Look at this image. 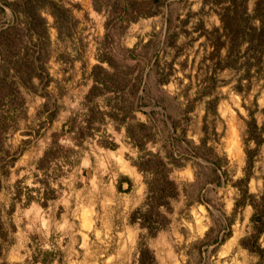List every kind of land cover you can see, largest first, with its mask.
<instances>
[{
    "label": "rangeland",
    "instance_id": "obj_1",
    "mask_svg": "<svg viewBox=\"0 0 264 264\" xmlns=\"http://www.w3.org/2000/svg\"><path fill=\"white\" fill-rule=\"evenodd\" d=\"M53 1L61 16L44 1L38 45L23 4L16 17L0 0V30L19 26L0 40L38 65L29 84L0 95V264H264L240 244L252 207L235 205L246 171L249 193L264 191V39L254 53L246 39L231 41L227 55L220 14L230 0H159L155 15L130 22L125 7L142 13L149 0ZM245 4L257 25L264 0ZM97 64L125 89L87 98ZM125 126L179 165L168 166L177 193L153 235L135 214L146 186Z\"/></svg>",
    "mask_w": 264,
    "mask_h": 264
},
{
    "label": "trees",
    "instance_id": "obj_2",
    "mask_svg": "<svg viewBox=\"0 0 264 264\" xmlns=\"http://www.w3.org/2000/svg\"><path fill=\"white\" fill-rule=\"evenodd\" d=\"M2 2L8 5L13 14L17 17L20 15V4H23L22 7V17L21 19L26 23V28L28 33L30 32L35 38L36 44H40L43 38L47 36V28L44 17L40 15L39 9L45 7L44 1L50 6V12L54 16V19L57 21V18L61 16L62 8L61 5H58L53 0H26L24 3H19V0H1ZM43 1V2H42ZM136 0H129L130 2H135ZM159 0H149L148 9H144L142 13L136 11L135 14H132L135 10H130L125 7L128 15V21L136 20L140 16H151L155 15L157 12ZM246 1L247 0H230L232 3L224 7V14H220L221 25V37H223L220 45H224L226 42L230 47H227V55L233 56L232 44L231 41H236V48L240 41L242 42L246 39V44L248 45L247 50H251L254 53L257 49H254L252 46L254 42L260 43L264 39V18L262 14L255 13V18L258 21L257 25L253 23L248 24V15L246 13ZM18 3L17 8L15 5ZM127 6V5H126ZM155 6V7H154ZM257 11V6L254 8ZM130 11V12H129ZM259 11V10H258ZM138 12V13H137ZM141 12V11H140ZM130 13V14H129ZM21 16V15H20ZM18 24H10L6 26L5 29L0 30V34L4 31L11 32V34H18ZM16 30V31H15ZM248 35V37H247ZM21 34L19 33V37ZM225 38V39H224ZM238 39V42H237ZM10 42L7 39L0 40V56L2 63L0 65V95L4 91L6 94H11L15 89H17L18 84L27 85L29 84V79L36 74V68L38 65L35 64L34 57L30 56H19L15 52L8 48ZM258 52V51H257ZM105 61V59H104ZM105 62L109 63V59H106ZM110 66V65H109ZM225 67V66H220ZM95 77L93 78V84L90 87L89 92L86 94L87 98H94L96 95L103 94L109 91H123L127 82L120 81L119 73L112 67V70H107L101 65L97 64L94 66ZM35 70V71H34ZM9 71L12 72V75L9 74ZM122 78V77H121ZM29 81V82H28ZM132 88V94L136 93L137 84L130 83ZM8 89V91H5ZM250 120L247 123V136L252 138L254 132L257 130V125L252 114H250ZM4 122V121H2ZM5 126V125H4ZM136 126L139 130L143 129L146 124L144 122H136ZM72 126H69L71 130ZM2 133V128L0 129ZM125 133L129 138L134 142V146L139 151L138 160L134 163L136 169L142 174L143 181L146 186V197L142 207L145 208L143 213L140 210L135 212L136 215L140 216L135 218H140V225L145 227L148 231L153 230L152 235L158 231L159 228L164 226L167 221V218L159 211L161 207H168V200L174 197L177 193L176 186L172 180L169 178V165L179 166L175 162L176 159H173L170 155L167 157H162L157 152L148 150L145 145L148 142V137L145 135H140L139 133H132L130 129L125 126ZM107 147L114 148L115 143L110 142ZM246 155V167L247 170L252 165L253 151L252 149H245ZM47 155H44V157ZM149 175V178H148ZM250 172L246 171L244 176L236 181V188L238 189V198L235 201V205H245L248 203L252 207V214L250 216L251 230L250 232L241 239L240 244L250 252L258 255L259 259L264 258V248L259 243V236L264 230V191L259 195H252L249 193L246 186L249 179ZM19 192V191H18ZM19 196V193H17ZM160 219L163 220V224L160 225ZM223 238L220 239V241ZM143 253V250L141 251ZM260 262V261H259Z\"/></svg>",
    "mask_w": 264,
    "mask_h": 264
},
{
    "label": "bare ground",
    "instance_id": "obj_3",
    "mask_svg": "<svg viewBox=\"0 0 264 264\" xmlns=\"http://www.w3.org/2000/svg\"><path fill=\"white\" fill-rule=\"evenodd\" d=\"M126 169V168H125Z\"/></svg>",
    "mask_w": 264,
    "mask_h": 264
}]
</instances>
